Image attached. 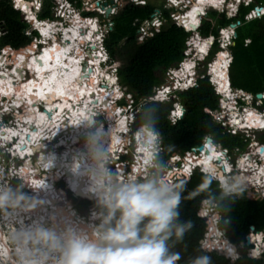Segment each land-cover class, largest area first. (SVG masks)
<instances>
[{
  "label": "trees",
  "instance_id": "1",
  "mask_svg": "<svg viewBox=\"0 0 264 264\" xmlns=\"http://www.w3.org/2000/svg\"><path fill=\"white\" fill-rule=\"evenodd\" d=\"M71 1H77L78 6L81 5V0ZM50 6L49 3L47 7ZM255 6L264 7V0H253L250 6H241L237 19H229L226 14L212 10L209 14L211 19L203 20L202 24L196 28L203 37H217L218 27L229 26L236 20L241 22L236 30L237 37L234 39V45L230 47L233 58L229 76L234 89L243 90L254 96L264 93V17L246 22L244 16L253 10ZM47 7L40 15L41 18H50V9H47ZM155 8L150 4L146 7L130 5L123 7L112 18L114 22L113 30L104 38V47L111 60L123 62L117 69L119 82L128 92L134 95L136 103L140 98L147 99L151 97L154 94V89L165 83L167 71L179 66L184 59L186 41L192 33L190 30L183 29L179 24L169 21L159 32L143 43L138 44L136 40L137 27L133 23L137 19H149ZM74 14L76 19L79 18L77 13ZM85 15L92 16L91 13H85ZM166 16L168 15L166 14ZM193 19H195V16ZM0 21L5 22L7 29V33L0 39L1 48L8 50L9 47L19 49L26 46L16 51L13 50L16 52L13 64L17 65V68H21L22 71L24 68L18 65H22L27 61L26 50H33L35 44L23 33L26 26L22 22V17L19 12L11 7L8 0H0ZM78 21L76 20L72 27L79 32L78 41L80 46L83 45L80 50L86 61L88 60V69L86 61H83L84 69L90 73L89 78L92 82V80L97 79L99 70L102 69L103 56L98 52L100 49L98 39L101 37V28L99 29L98 24L95 22L84 19ZM198 21L196 19L194 23L198 24ZM248 40L249 43H247ZM217 46L215 44V48ZM92 47L94 48L92 49ZM92 51L94 55H92ZM91 59L99 62L100 66L92 65ZM171 86H174V83ZM118 95L121 96L119 90L116 96L105 101L103 109L90 120H95L96 116L99 117L104 112L106 113L109 102L115 100ZM179 97L183 101L186 113L183 119L176 124L169 120L171 105L168 103L149 101L142 107L138 115L136 125H145L161 135L163 151L156 161L159 167L166 166L172 154L189 152L191 149L201 146L208 137L212 138L214 143L229 149L231 152L237 148L242 151L246 148L245 140L240 135L228 134L215 121L214 112L219 109V98L215 94L208 77L199 80L197 87L179 93ZM115 110H118V108H114L113 113ZM90 120H82L74 116L62 126V131L55 135L53 139L56 141L60 136L67 138L71 133H76L80 139L87 138L92 132L102 128L100 124L96 130H93L89 126ZM125 138H128V129L124 134ZM135 139L137 140V147L138 145L148 146L149 155L155 139L152 133H147L145 128H140L135 135ZM260 141L264 143V134L261 135ZM45 156L46 163L41 165L42 169L49 171L57 168L58 176L67 177L66 180L70 184L72 178V167L70 166L73 164V158L68 159L65 156L60 158L58 157L59 154L53 155L51 151H47ZM116 158L111 156L112 160ZM150 158L151 156H149V160ZM204 158L205 156L202 159ZM220 163L222 164L223 160ZM214 166L212 164L207 171H217ZM42 169L38 171L37 179L31 180V188H33L31 190L35 193L39 191H36L39 187L41 189L46 186H55L51 177L47 181L39 179L38 174ZM124 171L125 169H122L114 175L120 173L117 178L124 180L122 175ZM221 175V172L218 173L219 177ZM173 185L181 193L180 223L190 224L189 227H186L182 239L177 240L173 236L169 241L171 250L179 252L181 255L178 264H193L195 259L205 254L211 257V264H243L241 260L231 263V260L225 254L218 251L202 249L200 242L205 238L210 227L209 220L203 216V206L207 200L218 204V210L222 216L221 228L226 230L229 241L238 247L241 243H246L252 226L256 231L264 230V199L250 198L251 188L247 186L241 187L238 194L228 196L218 182L213 181L211 177L199 171H196L190 178L180 177ZM62 186L60 184V188ZM17 187L20 191H25L23 187ZM80 187L83 188L84 186L80 184L79 189ZM79 189L77 190V193L80 194L78 197L88 200L96 197L94 194L86 196ZM61 194L64 196L65 192L61 190ZM83 204H85L84 201L80 203L81 211L83 210L82 206L85 207ZM96 216H100V214H92V218ZM213 231L216 232L214 235H221L216 227ZM253 240H257V237H253ZM231 243H218L207 239L205 244L208 247L222 249L231 257H235L236 248ZM253 255L256 256L257 253L254 252ZM246 264H264V258L259 261L248 260Z\"/></svg>",
  "mask_w": 264,
  "mask_h": 264
},
{
  "label": "clouds",
  "instance_id": "2",
  "mask_svg": "<svg viewBox=\"0 0 264 264\" xmlns=\"http://www.w3.org/2000/svg\"><path fill=\"white\" fill-rule=\"evenodd\" d=\"M223 1L224 2L222 7L225 12H230V13L233 11L236 12L235 16L231 17L230 19H237L239 16L241 6L248 7L253 2V0H240L239 3H237L236 0H223ZM256 8L262 9L260 15L256 14L255 12ZM212 10L219 12L214 8ZM225 12L223 13L226 14ZM252 12L255 13L256 15L255 17L252 15ZM91 14L93 17H99V15L96 12ZM250 14L252 15V17L249 20H247L246 17H248V15ZM89 17H91V15H89ZM262 17H264V7L255 6L253 10H251L249 13H247L244 16V20L246 22H250L255 19H261ZM237 21L239 20H236L232 24L236 26ZM238 27L232 28L231 24L226 27H218L219 30L217 28V32H218L217 37L215 36L203 37L197 31L196 29L197 27H195V31L199 33L201 39L195 40V44L192 45L189 54L184 55L183 61L179 64V66L175 68H180L181 71H183L182 68L185 65H187V63H190L192 65V68L186 71L185 74L187 75L186 78L189 79V76H192L193 78L196 79L198 84L199 80L208 77L212 84V80H214V78L210 70H211V66L214 64V62L218 57L217 55L212 61H210V59L213 57L212 51L217 50L218 54L219 53L222 54L227 51L230 52V47L232 46L231 45L228 48L221 47V42L229 40L231 34L230 36H225L220 30L232 28L235 31L234 33H236ZM192 34L193 31L191 35ZM209 37H212L213 39L204 41V38H209ZM196 41H199L203 44H209L207 52L204 55H202V53H200L198 49L194 48L196 47L195 46ZM232 43L234 45V40L232 41ZM215 44L218 45L216 48H215ZM186 49H187V44H186ZM104 67L111 69L112 76L117 78L116 87L119 90V94H121L120 101L116 103L117 108L124 107L127 109L126 99H127V94H130L132 95L134 100L133 111L137 109L139 107L141 100L143 99L140 98L138 103H136V99L134 95L128 92L126 88H124L120 84L117 75L118 65L116 64V62L111 60L110 56H109V60L106 63L102 64L101 68ZM175 68H171V69H175ZM229 82H230V88L234 89L231 85L230 76H229ZM166 83H167V73H166V81L164 84ZM160 87L161 86L156 87L154 89V94L147 99L152 98L149 101L170 104L171 108L169 111V120L173 124H176L178 121L183 119L186 113V112L183 113L181 109L182 112L181 118L176 123L172 121V111L177 110L176 106L180 105L179 106L180 108H185L183 103L181 104V102L176 101V95L177 93L179 94L194 87H190L188 89H183V90L171 88V92L169 93L168 99H164V100H161L160 95H158L159 94L158 89ZM260 94L264 95V93H260ZM252 96L255 99H257L256 95L255 96L252 95ZM217 97L219 98V102H220V96L217 95ZM261 100L264 101V98ZM261 108H263L262 111L257 109V107H253L251 108V111L255 112V110H257L259 112L258 115L260 116V113L263 114L264 104ZM129 110L130 109H128V111ZM133 111L130 110L131 113ZM138 115H137V119H138ZM176 115L174 114L173 116ZM137 119L133 125V128L130 131H128V138L127 139L125 138L123 140L124 143L123 147L128 152L120 155L118 154V156L120 157L119 161L113 162V165L110 163V161H107L104 164L106 165V169L103 168L102 165L99 163L104 158V154L101 150V147L96 143L94 139L90 138L87 147L89 149L90 158L93 161L92 166H90L85 171H81L78 167L75 166L71 169L72 178L70 180V186L72 190L74 192L77 191L79 189L80 182L83 181L85 187L79 190L83 192V194L86 196L89 194H95L96 197L98 198L99 205L102 207L104 213L103 216L96 217V219L100 220V223L95 227L90 225L85 227L69 225L62 232H57L53 229H46L40 225H36L31 228L21 230L17 236V239L20 242V246L17 248V253L20 257V264H178V261L181 259V255L179 252H175L171 250L169 246V241L172 239L173 236H175L177 240L182 239V237L185 234L186 227H189L190 224L185 225L180 223L179 217H180L181 193L176 190L174 185L170 184L166 179H164V176L162 174L167 171L168 167L164 171L162 169H164L168 163H171L170 159L174 154H178L183 162H189V161H186L184 159L185 153L184 154L174 153L172 154L171 157H169L166 166L159 167L156 161H157V157L163 151L161 135L145 125H136ZM142 127H145L149 133L153 134L154 138L157 140V142L154 144L160 145L162 147V151L155 153L156 159L154 164L150 162L152 157L150 158V160H148L147 157L144 156L143 160L144 161L147 160V163L144 162V168H141L139 171H136V169L132 170L131 168V163L133 162V155L137 153V140H135L134 134ZM262 130L264 131L263 128ZM256 133H261V131H257ZM241 137L243 136L241 135ZM211 139H208L207 142L213 140ZM128 140H130L129 144L127 143ZM244 140L246 146L248 145L251 146L253 143H255L249 137H245ZM258 143H262V142L260 141ZM207 144H211L213 145V147L218 149L217 145L219 144L214 143V141ZM262 144L264 145V143ZM201 146H203L206 149V145L204 143ZM255 149L256 146L254 150ZM240 151L242 150H239V152ZM233 152L234 151L232 152L230 151L231 154ZM200 153H202V156H206V157L209 156L206 155L204 151H201ZM149 156H151V154H149ZM217 158H218L217 161H222L221 157H217ZM128 159L129 160L131 159V162L129 163V165H126L125 160ZM260 162L261 161H258V163L261 164L262 166V162L261 163ZM233 164H234L233 167L236 168V170L238 169L239 186L237 187V192L230 195L226 193V190L222 187L223 183L220 180H213L210 175L200 172L199 170L201 167H198L194 171V173L196 171H199L200 173H203L204 175L211 177L213 181L219 183L220 187L224 190L225 194L228 196L238 194V191L241 187L247 186L251 188L249 195L253 194L255 196L257 195L258 196L257 198H262V194H264V188L261 187L256 188V187L258 183L264 181V176H262V178L253 180L254 179L253 177L255 178L258 177V174L261 172L259 168H255V166L254 165L252 166L251 164L248 170L245 169L242 170L240 166L237 167L235 161ZM119 166H123V167L127 166V168H125L126 180L118 179L112 175L111 172L112 171L116 172V168ZM107 169H109L111 172ZM221 169L225 170L226 168L222 166V168H219L220 172L222 171ZM152 173H154V175H152ZM194 173L192 175H194ZM182 176L187 177L185 173H183L180 177ZM243 176H246L248 179L245 178L246 180H242L241 178ZM14 183L16 182L14 181ZM68 192L72 194V192L70 191ZM58 197H60V194ZM249 197L252 198L251 196ZM80 199L85 200L87 202L91 201L83 198ZM14 205H15V201L13 200L12 194L10 192L0 193V210L7 209L8 207H13ZM203 216L209 220L210 227L205 235V238L200 242L202 249L218 251L221 254H225L231 260V263H235L234 258L230 257V255L227 254L224 250L208 247L205 244L207 241V236L211 230V226H213L212 223L213 224L215 223L216 225L215 227L217 229L220 224V221H222V216L220 215L218 208H217V214L214 217L209 215L205 216L204 212H203ZM252 228L253 230L251 229V233L249 234L246 243H241L243 244L244 249L242 250V252H240V255L241 257L246 255L248 260L251 261H259L264 258V230L256 231L253 226ZM223 231L226 232V230L224 229L219 230V232L222 233V239H225L227 240V242L231 243L227 238V232L226 234H224ZM259 235L261 236V239L259 241L258 240L254 241L253 237H258ZM29 244L42 245L45 251L39 254L38 257H36V254L29 249L28 247ZM232 245L235 248L237 247L234 244ZM254 252H258V254L256 256L253 255ZM53 254H55L56 258H52ZM238 256L239 255H237V257ZM193 264H211V257L207 254L202 255L197 259H195Z\"/></svg>",
  "mask_w": 264,
  "mask_h": 264
},
{
  "label": "bare ground",
  "instance_id": "3",
  "mask_svg": "<svg viewBox=\"0 0 264 264\" xmlns=\"http://www.w3.org/2000/svg\"><path fill=\"white\" fill-rule=\"evenodd\" d=\"M220 3L221 2H217V0H196L193 2V6L196 5L197 6L196 11H198V13L201 14L205 6L218 7ZM193 6L191 10H193ZM196 11L195 10L192 11L193 13H190V17L193 18L194 17L193 14ZM71 14L72 12L70 11L69 15ZM72 16L74 15L72 14ZM195 20H196V17L190 22L194 23ZM34 21L36 22L37 27H39L41 32L45 35V37L51 38L52 36H55L53 35L55 34V32L61 31L63 34L62 35L63 43L56 47L48 46L47 50H44L43 53H40L37 57H33V60L30 64V71L32 73L33 78L30 81H26L25 83L20 84V82L22 81V78L18 74L17 70L8 72L7 73L8 77H5L4 80L0 81L1 82L0 98L7 97L10 100H12L15 106L14 110L16 111L18 110V106L23 104V99L27 100V98H30L34 94L39 99V103L36 102L34 105L35 107H37L36 104H39L36 111L34 109H31L30 111L24 110L22 111V113L20 111L18 112L17 116L20 117V121H18L20 123L18 124V128L16 127L14 129H11L8 126H5V128L4 127L0 128L1 136H3V137H0V145L2 146V148L0 147V149L2 150V153L4 154H8L9 156L12 155V157L14 158L22 159L23 157H29V156L33 157V154L36 153L37 151L49 149L46 147L47 146L46 144H43L45 142L51 143V145L54 146L55 144L58 143V141H61V144L63 146H68L72 148L78 147V150L75 152V156L73 158V164L70 167L73 168L75 166V167H78L81 171H85L93 164V161L91 160L90 155H89V149L87 147L88 141L91 138V139H94L96 143L101 147V150L104 154V158L99 163L102 165L103 168L106 169V165L104 164L106 163V160L108 159L107 152L111 153L113 150H116V148H118L117 145H120L121 144L120 142H123L124 134L126 133L128 129V127H126L127 124L124 121V116H123L125 114V110H122V111H119V109L115 110L112 117L110 116L111 118L109 120V126L107 128L102 127L101 129H98L94 133L89 135L84 140L85 143L82 146H79L80 141L76 133L69 134L67 138L60 137L58 141H55L53 137L62 131V126H63L62 124L63 122L66 121L67 117L72 119L74 115H76L77 117L79 115L80 119L88 120L89 114L90 115L97 114L101 109H103L106 103L105 101L109 97L116 96L114 95L115 94L114 91H116L117 89L114 90L112 85L110 84L109 88L106 90L107 87L102 84L103 86L98 87L97 90L98 92L101 91L100 94H103V98H100V94H99V100H97L96 97L98 94L93 95L91 91L92 89L85 87L88 80H91L89 78L90 73L86 72V70L84 69L85 68L84 63L83 62L81 63L76 56V53H78V56L80 58L84 57V55H81V52H79L81 50H80V43L78 41V36H79L78 30L72 27L71 25H70V28L68 29H65L64 27H60V26L58 28H55L56 26L55 23L54 24L50 22L40 23V22H37L35 18H33V23ZM223 34L225 36H229L230 32L228 30H225ZM41 39L42 38H38V40L40 41ZM60 41H61V38H60ZM50 42H52L51 39H50ZM195 46H196L194 47L195 49L202 46L203 50H201V53L202 55H204L207 52L209 44H203L199 41H196ZM228 64L229 63L225 59V57H222L218 61V64H217L218 66L217 65L211 66V70L213 69L212 72L216 73L217 75H213L212 72L211 74L215 82L217 83L218 88L224 93V97L229 98V96H231L230 98H232L229 88L227 86L225 89L220 88L222 87V83H219L217 79L218 77L221 78L225 76L226 83L229 85L228 78H227ZM219 67L220 69L218 70ZM26 68H29V64H28V67ZM191 68H192V65L190 63H187V65H185L182 68L183 71L180 72V75L177 76L178 80L179 81L181 80V84L183 87H186L187 85H189L188 83L189 79L186 78L187 75L185 74H186V71L190 70ZM109 76L113 77L111 74H109ZM15 78L17 82H14ZM104 81L107 84H109L110 79L104 80ZM18 86L19 88L17 89ZM51 96L52 98L50 99ZM93 104L94 105L99 104V105L92 106ZM46 111L47 112L50 111V113H52V120H50L47 117ZM24 112L26 113L24 114ZM241 117L243 118V121L241 123H244V126H240L241 128L244 127L248 129L250 128L251 129H255V128L264 129V119H262L255 112L251 110L247 111L245 109L243 114H241ZM245 118L246 119L248 118L247 119L248 121H246ZM255 120H257V122ZM142 128H145V127H142ZM1 129L3 131H1ZM137 132H135L134 136L136 135ZM27 135L30 137L29 141L27 140ZM14 139H16V141L18 142L16 143ZM13 140L15 142H13ZM10 143H14L15 146L12 147ZM38 143L42 144L41 146L42 148L40 147V145H38ZM138 147H139L138 154L141 155V149H145L146 151L145 150L144 151L148 155V152H149L148 146L145 145V148H142L141 145H138ZM206 149L209 150V156L206 159L204 158L205 160L202 159L203 156L201 159L199 157V160H200L199 165L202 166L205 169V171L211 168L212 162H216L215 160L218 159L217 157H222V154H219L218 150L215 147H213V145L207 144ZM258 153H256V157L261 158V162L263 166H261L260 168L261 172L259 173L258 177L256 178L253 177L255 179L262 178V176H264V153H261V154L260 152ZM147 159L149 160V155L147 156ZM249 159L251 160L252 158H249ZM188 160L190 163V167H192L194 164V160L196 159L193 156H190ZM2 162L4 163V160L3 159L1 160V157H0V164ZM145 162L147 163V160H145ZM32 163L33 162L31 158L29 159V162H27V165H31ZM224 163L225 162L223 160L222 164L224 165ZM248 166H250V164L242 165L243 169H245ZM35 167H37V169L34 167L33 168L36 171L35 173L37 174L39 171L38 169L39 164L35 165ZM225 167L226 169L230 170L229 165H226ZM28 168L30 169L29 174H31L32 167H28ZM3 171L5 172V175H6L7 171L6 170H3ZM24 171L26 170H23V172ZM216 172L217 171H214L211 173L215 174ZM20 176H22V174H20ZM28 176H29L28 174L24 175L25 178H27ZM222 176L223 175H221L220 177L222 178ZM245 178L248 179L246 176H243L241 179L246 180ZM2 179L3 177L0 175V181ZM222 181L225 182L223 178H222ZM28 182L29 181H27V183ZM29 183H31V181ZM81 183L82 185L84 184V182L82 181ZM83 188L80 187V189H83ZM55 190H56L55 186H46L44 191H42L41 194L39 193L38 196H43V194L46 195V193H48L47 197H36L35 196L36 201L39 202V204L41 205V202L39 201L41 198L57 199L58 196L56 195ZM2 191L3 190H1V187H0V193ZM74 194L80 195L77 193V191H75ZM91 199L97 200L96 197H93ZM43 201H45V199H43ZM64 208H65V211L64 209H61V212H58V214H62V218L68 215V209L71 207L65 206ZM71 209H69V212L71 211ZM57 211H59V208ZM72 212L77 213L74 209L72 210ZM50 214H49L50 219L51 217H55L53 216L55 212H51ZM71 214L74 215L73 213ZM50 219L49 221H51ZM75 219H77L78 221H76ZM31 220L32 221L35 220L36 223L34 224L39 225L40 219L38 217L31 218ZM60 221L61 220H59V222ZM71 225L85 227L89 225L93 226V223H89L88 219L86 220L80 214H76ZM212 225L216 226L215 223L214 224L212 223ZM213 226H211V230L207 238L211 237L210 239L214 241L216 240V242L218 243H221V241L223 243H227L226 241L221 240L222 239L221 232H220L221 233L220 237L217 235H214L215 232L213 231ZM30 227H33V225L30 224ZM213 236H216V237H213ZM15 238L17 239V237ZM260 239H261V236L259 235L257 237V240L259 241ZM3 240L6 241V239H3ZM255 253L258 254V252H255ZM5 254H6L5 252L3 253L0 252V255L3 257V259L0 258V264H6L4 260L6 259Z\"/></svg>",
  "mask_w": 264,
  "mask_h": 264
},
{
  "label": "built area",
  "instance_id": "4",
  "mask_svg": "<svg viewBox=\"0 0 264 264\" xmlns=\"http://www.w3.org/2000/svg\"><path fill=\"white\" fill-rule=\"evenodd\" d=\"M13 1L15 4L18 3L17 0H13ZM43 1L44 0H34V6L39 9L35 13L31 12V10H29L28 7H25L23 9L24 20L26 19V21L32 26V30L37 33L36 37H32V39H31L32 42L39 44L40 47L43 46V45H40V42H38V38H41V37H40L38 31L34 27L35 23H32V17H36L37 22L55 23L56 24L55 28H58L60 26V27H64L65 29L70 28V25L74 26L73 23H76V20H77V22H79L78 20H81V19H84V20L89 21V22H95V23H98L99 29L101 28L100 29L101 37L98 39V42H99L98 46H100V49L98 52L103 56L102 57V64L106 63L109 60V54L104 47V38L110 31L113 30L114 22L112 21V18L114 16H116L119 13V11L127 5L137 6V7H146L147 5H149V2L147 0H81V5L78 6L77 1L72 2L71 0H59L56 3V6L54 8V14L56 15L57 20H51L50 18L44 19V18H40L38 16V14L40 13L39 11L41 9ZM194 1H196V0H166L165 3L161 7L154 9V13L151 15V17L149 19H147V20H139V19L135 20L133 25L135 27H137V31H136L137 43L138 44L143 43L145 40L152 37L155 33L159 32L164 25H166L169 21H171L175 24H179L185 30L193 31V34L187 40V43H186L187 49L184 52V55H188L191 48H192V45L195 44V40L201 39V36L199 35L198 32L195 31L194 27L201 25L203 20H204V17H206L209 13V10H212L213 8L218 10L220 13L225 12L223 10V7H222L224 1L223 0H217V2H221L218 5V7H216V6H211V7L205 6L204 9L202 10L201 14L198 13V11H196L193 15L199 21H198V24L192 23L189 20V18H190L189 15H190V13H192L191 9H192ZM239 1L240 0H236L237 3H239ZM97 2H99L100 5H97L96 4ZM105 3L107 4L106 8L111 9V13L109 14V16H106L105 9H103V4H105ZM18 9L19 8L15 7V11H19ZM70 11L72 12L73 15H75L74 13H77L79 18L76 19V17L72 16V14L69 15ZM94 12H96L99 15V17H93V16L89 17V16L84 15L85 13H94ZM225 13L227 14V17L230 19L231 17L235 16L236 12L233 11L231 13L230 12H225ZM166 14L168 16H166ZM252 15L254 17L256 16L254 12H252ZM252 15L251 14L248 15V17H246L247 20H249L252 17ZM101 18L102 19L105 18L107 20V22L104 23L103 25L100 23V20H99ZM240 24L241 23L239 21H237L236 27H238ZM102 29L105 30L104 33L102 32ZM225 30H229V32H231L230 33L231 37L229 40L221 42L222 48H228L231 45H233L232 41L235 39L234 29L228 28ZM225 30L221 29L220 31L223 33ZM24 34L27 35L28 37H30V31H25ZM53 35L58 36L59 39L61 38V43H63L62 42V35L63 34L61 31L55 32V34H53ZM0 37H1V34H0ZM97 37H99V36H97ZM212 39H213L212 37L204 38V41H208V40H212ZM49 41H50V39H49ZM59 42H60V40H58V43ZM247 42H249V41H247ZM82 47H83V45L80 46V49ZM8 50L13 51V49H8ZM7 54L8 53L4 52V50L1 49L0 59L2 56H4L3 59H6L5 57H9ZM225 54H226L227 60L229 61L228 71H227L229 73V68H230V65L232 63V54H231V52H228V51L225 52ZM92 55H94L93 51H92ZM10 57H11V55H10ZM102 64H101V66H102ZM0 67H3L4 71H8L10 69V68L8 69V66H7L5 61L0 62ZM11 71H13V70H11ZM1 72L2 71L0 70V73ZM180 72H182L180 68L169 69V71L167 72V83L158 89V93H159L158 95H160L161 100L168 99L169 93L171 92V83L172 84L174 83V87H173L174 89H180V90L188 89L190 87H197V85H198L197 81L192 76H189V80H188L189 85H187L186 87H183L181 84V80L179 81L178 77H177L180 75ZM22 73H23V75L25 74L24 79H26L27 75L29 74V70L28 69H24V70L22 69ZM201 78H202V76H201ZM115 79H117V78H115ZM14 82H17L16 78L14 79ZM228 83H229L228 88H229L230 93L232 95V98L230 100H229V98L224 97V93L218 88V85L215 82V80H212V84L214 86L215 93L218 96H220L219 109L214 112L215 121L218 122V124L222 127L223 131H226L230 135L237 136V135H239V133L245 132L249 136V138H251V139L254 138V140L253 139L252 140L255 143H253L251 146H252V148H255V146H256L255 151H253V153H250V152L242 153L241 156L239 157V148L235 149L234 152L231 154L228 149L223 148L221 145H217L218 146V149H217L218 153L222 154L221 158H222V160H224L225 163L223 165V164H220L221 161L212 162L213 165H216V166H214V168L217 169V172L215 174L211 173L207 170L205 171V169L199 165V161H200L199 157H200V159L202 158V153L198 152V147L191 149V151H189V152H186L185 156H184V159L186 161H189L188 158L190 156H193L196 159V160H194V164L192 167H190L189 162H183L181 160V157L178 154H174L170 159L171 163H168L167 171L162 174L164 176V179H166L170 184L173 185L176 182V180L183 173H185L187 178H189L198 167H201L199 170L200 172H203L204 174L210 175L213 180H220L223 183L222 187L226 190V193L228 195H230V194L236 193L237 187L239 186V182H238L239 174H238V169L236 170V168L233 167L234 161H235V164L237 165V167L240 166V168L242 170H243L242 165H244V164L245 165L250 164V166H251V164H253L255 166V168H258L259 165L261 166V164L258 163V161H261V158L256 157V153L260 152L261 148H264V145L262 143L256 142L255 133L257 131H261V132H264V131L262 129H256V128L255 129H251V128L248 129V128H244V127L241 128L240 126H244V123H241L243 121L241 114H243L245 108H243L244 110L242 108H241L242 110H240V109H238V107L239 108L242 107V104H244L245 101L247 103L249 101L257 102L256 103L257 106L262 107L264 104V101L255 99L252 95H249L248 93L244 92L243 90H237V89L230 88L229 74H228ZM120 99L121 98L118 95L115 98V100H111V101H112V103L113 102L117 103L120 101ZM151 99L152 98L141 100L139 107L133 111V103H134L133 97H132V95L127 94V99H126L127 109L124 107L123 108L121 107L118 109H119V111L125 110V114L123 116H124V121L127 124L126 127H128V131H130L133 128V125L137 119V115L139 114L141 107ZM242 100L244 102H242ZM116 103H115V105H116ZM179 106H176L177 107L176 111H172V121L174 123H176L181 118L182 112H181V108ZM19 108L16 112L10 111L7 115L1 116V118H4V119H8V120L13 119L12 121H10V124L13 123V125L8 126L11 129H14L16 127L18 128V124H20L18 122V119L15 118V115H17L19 111L21 113L23 111L22 109L19 110ZM3 109H5L4 106H3ZM128 109L132 110L133 112L131 113L130 110L128 111ZM255 113H257V115H258L259 112L257 110H255ZM105 114L106 113L104 112L99 117L96 116L95 120H94L95 123L101 124L103 128H104V126L107 125V122H105L106 121V115ZM174 114L175 115L177 114V115L173 116ZM260 117L264 118V111H263V114L260 113ZM1 131H3V130L1 129ZM0 137H3V136H1V133H0ZM206 139H208V138H206ZM206 139L204 141L205 145H207ZM7 143H9V142H7ZM84 143L85 142L82 141L80 143V146H82ZM120 143H121L120 147H119V145H117V147H119V149L118 148L116 149L117 152H111L110 154H107L108 159L106 160V162L110 161V163L113 165V161L111 160V156H113L114 158L117 157V159H115V162H117L120 160V157L118 156V154L120 155V154H124V153L128 152L123 147L124 143L123 142H120ZM127 143L129 144L130 140H128ZM10 144L12 145V147L15 146L14 143H10ZM43 144H46L47 145L46 147L49 148L50 143L45 142ZM152 146H154V147L150 151V154L152 157L150 162L152 164H154L155 159H156L155 153L162 151V147L160 145H156V144H153ZM0 147L2 148L1 145H0ZM0 151H1V149H0ZM145 154H143V155L134 154L133 155V162L131 163L132 170L136 169V171H139L141 168H144V162L145 161L143 160V157L144 156L147 157V154L146 155ZM260 154H261V152H260ZM0 155L2 157L3 155L6 156L8 154H0ZM234 155L238 156V158L233 159ZM249 158H252V159L250 160ZM3 160L5 161V163L0 164V175L3 177V179L0 181V185L5 187V185H7L9 183H14V181H15L16 183H14V184L16 186H20L19 183H22L24 181L27 182L26 181L27 178H25L24 176H20V173H19L21 170L20 165L14 166V165L10 164V162H13L15 164L13 159L10 157H9V159L4 157ZM226 165H229L230 170L225 169L226 170L225 171V170L221 169L222 170L221 172L223 175L222 178L225 180V182H223L222 178L218 176V173H220L219 168H222V166H226ZM250 166L246 167L245 170H248L250 168ZM125 168H127V166H125V167L119 166L116 168V171H120L121 169H125ZM3 170H7V172L10 173V176L7 177ZM107 170H109V169H107ZM46 172L47 171H42L41 173L44 174ZM123 175H124V180H126L125 173ZM152 175H154V173H152ZM258 187L264 188V181L258 183L256 188H258ZM26 188H28V187H26ZM17 190H19L18 187H17ZM28 191H29V193H26V191H20L19 190V193H20L19 197L22 198V197H24L25 194H27L29 197H32L31 191L30 190H28ZM70 192H72V194L74 195L73 190H71ZM254 197H255V195H253V198ZM262 198H264V194H262ZM91 201L95 202V203L99 202L98 199L97 200H91ZM91 208L92 209L89 213L90 214L89 223L91 222L90 220H92L93 212L99 213L102 216L104 214V213H102L103 210L101 211V209H99V208L98 209L93 208V207H91ZM217 208H218V205L216 203H214L213 201H210V200L205 201V204L203 206L204 215L208 216L211 213L212 214L216 213ZM97 221L100 222L99 219L96 220V222ZM94 222H93V224H94ZM23 224H27V222H24ZM23 229H24V227H23Z\"/></svg>",
  "mask_w": 264,
  "mask_h": 264
},
{
  "label": "flooded vegetation",
  "instance_id": "5",
  "mask_svg": "<svg viewBox=\"0 0 264 264\" xmlns=\"http://www.w3.org/2000/svg\"><path fill=\"white\" fill-rule=\"evenodd\" d=\"M8 1L10 3L11 7L14 10H15V7L19 8L18 9L19 11H17V12L20 13V15L22 17V22L26 26L23 29V33H25V31H30V37H29L30 40L32 39V37H36V33L32 30V26L26 21V19L24 20V11H23V9L25 7H28L29 10H31V12H33V13L37 12L39 9L34 6V0H17V2H18L17 4H15L13 0H8ZM43 6H44V8H46L48 6V2L47 1H45V2L43 1ZM33 18L36 19V17H32V23H33ZM34 23H35L34 24L35 29L41 35V38H42L41 39V43L46 47L45 50H47V47L51 45L50 43H53L54 44L57 41V37L58 36H52L51 38L45 37V35L41 32V30L39 29V27H37V24H36L35 21H34ZM6 33H7V29L5 27V22L0 21V34H1L0 39ZM49 39H51L52 42H50ZM62 42H63V40H62ZM53 47H56V46H53ZM1 49H3L5 52L8 51L7 53H9V50H5V48H1L0 47V51H1ZM8 49L19 50V49H14V48H10V47ZM79 52H81V51H79ZM11 54H13L15 56L16 53H13V51H12ZM76 55L78 57V53H76ZM81 55H83L82 52H81ZM32 56H34V55H32ZM32 56H30V58H29V62L30 63H29V68H27L29 70V73L31 75H32V73L30 71V64H31V62L33 60ZM3 57L4 56L1 57L0 62L1 61L8 62L7 59H3ZM82 59L83 58H80L79 61H82ZM12 63H14V62L12 61ZM13 66H16V65L13 64ZM1 69H2V67H0V70ZM16 69H17V67H14L13 68V71H15ZM2 71H3V73H2V76H0V78H1V80H4L5 77H8L7 73L10 72L11 70H8V71L2 70ZM18 74L22 78V81H25L23 79L25 76L22 74V71H21V73L18 72ZM26 79H30V75L29 74L27 75V78ZM22 81L20 82V84L26 82V81L25 82H22ZM0 86H1V82H0ZM18 88H19V86L17 87V89ZM35 98L37 99V101L39 103V99L37 97H35ZM50 98H52V96ZM25 100L26 99H23V104H21V105L18 106V108L20 107L19 109L24 108L27 111H30L31 109H34L35 111L37 110L39 104H37V107L33 106V101H31V97L30 98H27L26 101ZM40 102H42V101H40ZM3 106H4L5 109H3ZM14 109H15V106H14V102L12 100H10L7 97L0 98V128H2V127L5 128V126L13 125V123L10 124V121H12L13 119L12 120H8V119L1 118V116L7 115L10 111L11 112H16V110H14ZM74 116H76V115H74ZM78 117H79V115H78ZM15 118L18 119V121L20 120V117H18L17 115H15ZM69 119L70 118L67 117L66 121L63 122L62 125H64ZM59 139H60V137H59ZM56 141H58V138H57ZM38 145H39V143H38ZM48 152H49V150H48ZM0 154H4V153H2V150L0 151ZM7 157H10L13 160H15L14 161L15 164L13 162H10V164H12L14 166H19L18 162L16 161L18 158L16 159V158L12 157V155H10V156L8 155ZM206 158L207 157H205V159ZM4 163H5V161H4ZM33 164H34V162H33ZM33 164H31V165H33ZM23 165L25 166V163ZM20 166L22 167V164ZM34 168L37 169V167H34ZM38 169L39 170L41 169V165H39V168ZM48 175H49V173H47V172L44 173V174L41 173L39 175V177L43 178V177H47ZM6 176L7 177L10 176V173L7 172ZM59 180H61V179L55 177L54 183H55V189H56L55 192H56V195L59 196V194H60V197H58L57 199H55V198H41L39 201L41 202V205L42 206L39 204V202L36 201V199H35V192L34 191H33L34 194L31 191V193L33 194L32 197H28V195H24V197L21 198V197H19L20 196L19 190H17V186L14 183H9V184L5 185V187H3L2 185H0L1 190H3L1 193L5 192V191L6 192H10L12 194L13 200L15 201V205L13 207H8L7 209L0 210V252L1 253H3V252L6 253L5 254V258L6 259H4L5 262H6V264H20V257H19V255L17 253V248L19 247V245H20L19 243L20 242L15 237H17V235L20 233V231L23 230V227H25L24 229L31 228L30 227V224H32L33 226H36L34 224V223H36V221L35 220L32 221L31 218L38 217L40 219L39 220V225L40 226H43L46 229L47 228L48 229H51V227H52L53 230H55L57 232H62L67 226H69V225L72 224V221L74 220L75 215L76 214H80V212H81V209H80L81 206H80V204L77 205V204H75L73 202L72 203H67L66 205L62 204L65 201V199H64V196L59 191L60 184H62L65 188H67L66 190L70 191V189H69V187L66 186V181H63L62 180L64 183H59L58 182ZM29 187H32L31 184H29ZM26 193H29V191H26ZM43 199H45V201H43ZM77 200L78 199H75V201H77ZM92 200H94V199H92ZM52 201H54V202H52ZM57 205L58 206L60 205V206H63V207L70 206L72 209L69 208V209H71V211L69 212V209H68V215L65 214L67 216L64 217V218H62V214H58V211H57L58 210V207H57ZM87 206H89V208L91 206V207L96 208V209H98V207H99V206H97V204H94V203H92L90 205L88 204ZM73 209L77 213L72 212ZM51 212H55V214L53 216H55V217H57V219L61 220L56 228H55V226L53 228V224H51L49 222V219H50L49 214ZM71 213H73L74 215H72ZM100 216H102V215H100ZM100 216H96V217H100ZM96 217H93L92 220H90L91 221L90 223H93L94 221L98 220V219H96ZM67 220L68 221L70 220V221L68 222ZM47 221L49 223H48V225H45V223ZM88 221H89V219H88ZM6 222L10 223V226H8V223H6ZM23 222H27V224H23ZM74 225H76V224H74ZM95 226H96V224L94 223L93 224V227H95ZM3 239H6L7 242L5 240H3ZM28 247H29V249L33 253L36 254V257H38L40 253H42V252L45 251V249L43 248V246L42 245H39V244H29ZM6 256L7 257L9 256V257L7 258ZM36 257H33V258H36ZM0 258L3 259V257L1 255H0ZM52 258H56L55 255H53Z\"/></svg>",
  "mask_w": 264,
  "mask_h": 264
},
{
  "label": "rangeland",
  "instance_id": "6",
  "mask_svg": "<svg viewBox=\"0 0 264 264\" xmlns=\"http://www.w3.org/2000/svg\"><path fill=\"white\" fill-rule=\"evenodd\" d=\"M45 1H47L48 2V4L50 3L51 4V6L50 7H47V9H50V19L51 20H57V18H56V15L54 14V8H55V6H56V3L59 1V0H44V2ZM148 2H149V4L152 6V7H156V8H159V7H161L164 3H165V1L166 0H147ZM196 8H197V6L196 5H194L193 6V10L192 11H196ZM44 10H46V8H44V6H43V4H42V6H41V9H40V13L38 14V16L41 18V14L43 13V11ZM193 13V12H192ZM210 14V10H209V13H208V15L206 16V17H204V20H207V19H211L209 16ZM190 16V15H189ZM190 19H192V17H190ZM189 19V20H190ZM100 20V23L103 25L104 23H106L107 22V20L104 18V19H99ZM191 21V20H190ZM98 24V23H97ZM104 29H102V32L104 33ZM58 37H57V41L53 44V43H50L51 45V47H53V46H58V45H60L61 44V42H59L58 43ZM38 42H40V45H43L42 43H41V41L40 40H38ZM31 45V44H30ZM202 45V44H201ZM27 46H29V45H27ZM205 46V45H204ZM24 47H26V46H24ZM24 47H22V48H24ZM44 47V48H43ZM22 48H19V49H22ZM46 49V47L43 45L42 47H40L39 46V44H36L35 43V46H34V49L33 50H26V57H27V61L24 63V64H22V65H18L19 67H22V68H24V69H27L26 67H28V64L30 63L29 62V58H30V56H32V55H34L35 57H37L40 53H42L44 50ZM196 49H198L199 51H200V53H201V50H203V47L202 46H200V47H198V48H196ZM5 52V51H4ZM8 51H6V53H7ZM11 52L12 51H9V53L7 54V55H9V59H8V57H7V59H8V62H6V64H7V66H8V69L9 70H13V68L14 67H16V66H13V63H12V61L14 62V55L13 54H11ZM213 52V57L210 59V61H212L217 55H218V57H217V59H216V62L213 64V65H217L218 64V61L222 58V57H225V59L227 60V58H226V54L225 53H222V55H221V53H219L218 54V51L217 50H213L212 51ZM13 53H16L15 51H13ZM10 55H11V57H10ZM221 55V56H220ZM34 56H32V58L34 57ZM77 56V55H76ZM220 56V57H219ZM77 58H79L80 59V57L78 56ZM90 58V57H89ZM92 60V65L94 64V65H96V66H100L99 64V62H95V59H91ZM94 60V61H93ZM85 62L86 61V59H85V57H83V59H82V61H80L81 63L82 62ZM228 61V60H227ZM123 62H118V61H116V64L119 66V65H121ZM228 63H229V61H228ZM86 67H87V69H88V60L86 61ZM212 65V66H213ZM218 66V65H217ZM217 66H216V68H217ZM220 69V67L218 68V70ZM2 70H4L3 69V67H2V69H1V71ZM213 70V69H212ZM212 70H210L211 72H212ZM2 73H3V71L0 73V76H2ZM109 73H111V75H112V71H111V69H109V68H107V67H104V68H102V69H100V71H99V73H98V76H97V79L95 80V81H93L92 80V82L90 81V80H88V82H87V84L85 85V87L87 88H91L92 90V93H93V95H96V94H98L97 95V100H99V94L101 93V91H99L98 92V87H102L103 85L104 86H106L107 88L106 89H108L109 88V85L111 84L112 85V87H113V89L115 90V89H117L116 91H114V95H117V93H118V88L116 87L117 86V79H115V77H110L109 76ZM213 73V72H212ZM23 74V73H22ZM29 75H30V79H24L25 81H30L32 78H33V76L29 73ZM213 75H217L216 73H213ZM24 76H25V74H24ZM216 77H218V76H216ZM108 79H110V82H109V84H107L104 80H108ZM218 79V81H219V83H222V87H220V88H222V89H225L226 88V86L228 87V84L226 83V77L224 76V77H218L217 78ZM0 80H1V78H0ZM87 80V79H86ZM225 80V81H224ZM25 81H23V82H25ZM166 81V80H165ZM23 84V83H22ZM103 84V85H102ZM171 88H173V86H171ZM110 90V89H109ZM121 95V94H120ZM36 96L35 95H33V96H31V101H33V106L35 105V103L37 102L38 103V101H37V99L35 98ZM231 96H229V100L231 99L230 98ZM100 98H103V94H100ZM110 98H112V97H109L107 100H109ZM51 99V98H50ZM105 100V99H104ZM176 101H178V102H181V104L183 103V101L181 100V98L179 97V94L177 93V95H176ZM124 102V101H123ZM242 102H244L243 100H242ZM116 103V102H115ZM115 103H112V102H109V104H108V109L106 110V121L105 122H107V125L106 126H104V128H107L108 126H109V120H110V116L112 115V113H113V111H114V108H116L117 106L115 105ZM122 103V102H121ZM247 105H246V104ZM257 102H251V101H249L248 103L245 101L244 102V104H242V107H238V109H240V110H242L243 108H249V109H246L247 111H250L251 110V108H253V107H257V109H259L260 111H262L263 110V108H261V107H259V106H257V104H256ZM37 105V104H36ZM99 105V104H98ZM98 105H92V106H98ZM242 108V109H241ZM111 109V110H110ZM22 110L24 111L25 109L24 108H22ZM244 110V109H243ZM95 112V111H94ZM98 112V111H97ZM100 112V111H99ZM98 112V113H99ZM26 112H24V114H25ZM97 113V114H98ZM96 115V114H95ZM95 115H90L89 114V118H88V120H90V119H92V117L93 116H95ZM102 115V114H101ZM245 116V115H244ZM243 116V117H244ZM246 119V118H245ZM248 119V118H247ZM246 119V121H248ZM256 122H257V120H255ZM218 123V122H217ZM99 129H101V128H99ZM145 131L147 132V133H149L147 130H146V128H145ZM95 132V131H94ZM94 132H92V133H94ZM240 134V136L242 135L243 137V139H245V137H249L245 132H241V133H239ZM264 133L263 132H261V133H255V136H256V142H260V137H261V135H263ZM91 135V134H90ZM153 135V134H152ZM61 137V136H60ZM78 139H79V141H80V143L82 142V141H84L85 139H80V137H78ZM253 140H254V138H252ZM157 141H156V139H154V143H156ZM80 143H79V146H80ZM153 143V144H154ZM39 145H40V147L42 146V144H40L39 143ZM121 145V144H120ZM120 145H119V147H120ZM119 147H118V149H119ZM141 147L142 148H145V145H141ZM151 147H153V146H151ZM42 148V147H41ZM117 149V148H116ZM138 149H139V147H137V155H138ZM152 149V148H151ZM51 151L52 153H53V155H57V154H59V156L58 157H67L68 159H72V158H74V156H75V152L78 150V147H75V148H72V147H68V146H63L62 144H61V141H58V143L57 144H55L54 146L52 145V147L51 148H49V149H45V150H40V151H37L36 153H34L33 154V157H23L22 159H17L16 161L18 162V164L19 165H21L22 164V169L20 170V174H22V176H24V175H26V174H28L29 176L27 177V181H31V180H35V179H37L36 177H37V174L35 173L36 171L34 170V168L33 167H35V165H37L38 163H39V165H44L45 163H46V156H45V154H46V152L47 151ZM145 149H141V155H143V154H145V151H144ZM113 151H116V150H113ZM253 151H254V148H252L251 146H246V149L244 150V151H240L239 152V156L241 155L240 153H248V152H250V153H253ZM117 152V151H116ZM107 154H110V153H108L107 152ZM8 155H3L2 157H1V160H2V158H7V159H9V157H7ZM32 158V162H34V164L33 165H27V162H29V159H31ZM234 158H238V156H236V155H234L233 156V159ZM107 159V158H106ZM117 159V158H116ZM112 160V159H111ZM12 161V160H11ZM13 161H15V160H13ZM113 162H115V159H113L112 160ZM125 162H126V165H129V163L131 162V159L129 160H125ZM25 163V166L23 165ZM37 163V164H36ZM1 164H4L3 162L1 163ZM263 166V165H262ZM28 167H32L31 168V174H29V171H30V169L28 168ZM168 167V164H167V166L164 168V169H162L163 171L164 170H166V168ZM43 167H41V169H42ZM259 168V170H260V168H261V166H259L258 167ZM23 170H26V171H24L23 172ZM122 170V169H121ZM162 170H160V171H162ZM42 171H44L43 169H42ZM42 171H40V174H41V172ZM45 171H47V173H49V175L47 176L48 178H52V181L54 182V180H55V177H57V178H59V179H61V180H59L58 182L59 183H64L63 181H66V186L67 187H69L70 189H72L71 188V186H70V184H69V182L66 180V178L67 177H65V176H61V177H59L58 175V170H57V168H55V169H53V170H46L45 169ZM57 172V173H56ZM113 172V173H112ZM111 173H112V175L115 177H117L119 174H116V175H114L116 172H114V171H112ZM118 172H120V171H118ZM124 173H125V171H124ZM123 173V174H124ZM40 174H38V177H39V175ZM122 174V175H123ZM259 175V174H258ZM124 176V175H123ZM47 177H43V178H41V177H39V179H41L42 181H47L48 180V178ZM63 180V181H62ZM244 180V179H243ZM254 180H255V178H254ZM27 183V182H22V183H19V185L20 186H22L24 189H25V191H28V190H30V191H32L31 189H33V188H29V184H31V183ZM83 182V181H82ZM58 183V184H59ZM80 184L82 185V183L80 182ZM65 185V184H64ZM85 184H83L82 186H84ZM40 186V185H39ZM26 187H28V188H26ZM85 187V186H84ZM44 189L45 188H41L40 189V187L36 190V191H38L37 193H35V196L36 197H47V194L48 193H46V195H44L43 194V196H38V194L40 193H42V191H44ZM67 188H65L64 186H62L60 189H59V191H60V193H61V190H63L64 192H65V195H64V199H65V201L62 203V204H64V205H66L67 203H75V204H80L81 202H85V204H83V205H85V207H83L82 206V208H83V210L80 212V215L83 217V218H85L86 220L87 219H89V216H90V211H91V207L89 208V206H87L88 204L90 205V204H92V203H95V202H92V201H90V202H86L85 200H82V199H78L77 201H75V199L72 197V194L71 193H69L68 192V190H66ZM32 193L34 194V192L32 191ZM33 194H32V196H33ZM67 194H68V196H67ZM25 195H27V194H25ZM74 195H76V196H80V195H77V194H74ZM95 195V194H94ZM84 196V195H83ZM249 196H251L252 198H253V194H251V195H249ZM29 197V196H28ZM258 196L256 195L254 198H257ZM97 198V197H96ZM253 198V199H254ZM95 204H97V206H100L99 205V202H96ZM99 209H101V211L103 210L102 209V207L100 206V207H98ZM102 213H103V211H102ZM93 214H96V213H93ZM217 214V212L216 213H211L209 216H212V217H214L215 215ZM8 223V222H7ZM96 225H98L100 222H94ZM220 224H221V221H220ZM219 224V226H218V230H221L222 228H221V225ZM8 226H10V223H8ZM215 227V226H214ZM214 227H213V229H214ZM215 232V231H214ZM220 233V232H219ZM215 234H216V232H215ZM218 236V235H217ZM220 237V236H219ZM222 237V236H221ZM211 237H208L207 239H210ZM212 240V239H211ZM221 240H224V241H226L227 242V240H225V239H221ZM216 241V240H215ZM221 243H223L222 241H221ZM236 249H237V255H239L238 257H237V255H235V257H232V258H234V262H236L237 261V259H239V260H241V262L243 263V264H246L247 263V261H248V258L246 257V255L245 256H242L241 257V255H240V251H242L244 248H243V244H240L238 247H236ZM244 255V254H243ZM231 257V256H230Z\"/></svg>",
  "mask_w": 264,
  "mask_h": 264
},
{
  "label": "water",
  "instance_id": "7",
  "mask_svg": "<svg viewBox=\"0 0 264 264\" xmlns=\"http://www.w3.org/2000/svg\"><path fill=\"white\" fill-rule=\"evenodd\" d=\"M97 5H100V3L99 2H97L96 3ZM107 7V4L105 3V4H103V9H105V12H106V16H109V14L111 13V9L110 8H106ZM261 11H262V9L261 8H256L255 9V12H256V14L257 15H260V13H261ZM231 27L232 28H235L236 26L235 25H233V24H231ZM218 30H219V28H218ZM235 37H237V33H235ZM94 47H92V49H93ZM1 62H3V61H1ZM18 72H20L21 73V68L19 69V68H17L16 69ZM256 98L257 99H259V100H261V99H263L264 98V95L263 94H257L256 95ZM182 109V111H183V113L184 112H186V109L185 108H181ZM46 113H47V117L50 119V120H52V113H50V111H46ZM99 125L100 124H97V123H95V121L94 120H90L89 121V126H91L92 127V129L93 130H96L98 127H99ZM69 133H71V132H69ZM67 134H68V132H67ZM208 139H211V138H208ZM208 139H206V143H211L212 141H210V142H207L208 141ZM15 141H16V139H14ZM13 140V142H15ZM27 140L29 141L30 140V137L27 135ZM18 141H16V143H17ZM52 147V145H51V143L49 144V148H51ZM198 151H204V153L206 154V155H209V150H207V149H205L203 146H200L199 148H198ZM261 153H264V148H261ZM73 198H75V199H79V198H81V197H78V196H76V195H73ZM52 202H54V201H52ZM57 207L59 208V211L58 212H61V209H64V211H65V208L63 207V206H58L57 205ZM51 221H49L50 223H52L53 224V226H55V228L58 226V224H59V220L57 219V217H51V219H50ZM76 221H78L77 219H75ZM48 221L45 223V225H48V223H49ZM54 228V227H53ZM48 229V228H47ZM51 229H52V227H51ZM251 229L253 230V228L251 227ZM223 233L224 234H226V232L225 231H223Z\"/></svg>",
  "mask_w": 264,
  "mask_h": 264
}]
</instances>
